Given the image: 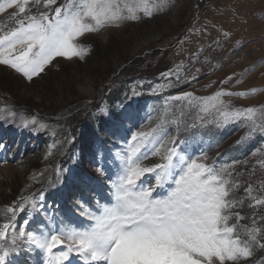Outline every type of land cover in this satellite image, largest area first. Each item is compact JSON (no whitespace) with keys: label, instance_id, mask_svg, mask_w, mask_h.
<instances>
[{"label":"rangeland","instance_id":"obj_1","mask_svg":"<svg viewBox=\"0 0 264 264\" xmlns=\"http://www.w3.org/2000/svg\"><path fill=\"white\" fill-rule=\"evenodd\" d=\"M29 8L26 14L48 11L42 4L33 7L32 0ZM17 12L16 7L0 12L5 31L16 26ZM138 15L137 20L85 33L77 41L88 49L83 59L56 57L31 81L0 64V225L7 220V207L17 206L21 197L30 199L17 214V230L46 231L59 221L74 225L85 209L97 208V202L103 204L99 199L111 196L109 176L114 177L130 135L160 125L165 148L184 130L182 154L198 149V162L228 166L229 179L239 185L229 196L242 201L232 209L245 217L239 223L251 226L255 218L264 226V206L249 207L253 202L245 191L251 185L254 195H264V134L250 132L245 119L206 116L201 122L197 109L170 99L185 92L198 98L218 91L249 93L224 95L219 107H253L259 118L264 110V0H170L150 18L142 11ZM140 94L146 95L142 104L130 106ZM91 115L98 125L88 132L81 126ZM73 135L84 140L76 152L70 147ZM97 142L110 150L105 152L104 176L96 172L92 155ZM69 152L73 155L60 162ZM160 162L150 155L143 164ZM143 179L154 184L153 174ZM66 212L73 214L68 222ZM235 222V217L229 221ZM238 234L246 239L242 229ZM7 251L10 264L44 260L37 255L40 250L24 240ZM241 264H264V249Z\"/></svg>","mask_w":264,"mask_h":264},{"label":"snow or ice","instance_id":"obj_2","mask_svg":"<svg viewBox=\"0 0 264 264\" xmlns=\"http://www.w3.org/2000/svg\"><path fill=\"white\" fill-rule=\"evenodd\" d=\"M169 2L157 0L150 8L151 0H61L53 9L57 0H32L33 7L42 4L48 11L26 14L31 13L30 0H8L0 3V12L16 7L14 16L20 18L7 31L0 26V64L31 81L56 57L83 59L88 49L77 41L85 33L137 20L141 11L150 18ZM248 94L218 91L211 97L198 98L185 92L170 99L197 109L201 122L206 116H218L222 121L245 119L250 132L264 134V110L258 118L253 107L232 111L227 106L223 110L219 107L224 95ZM126 143L114 177L109 176L110 202H97L96 211L83 212L93 222L88 227L67 224L25 232L17 230L14 222L30 198L21 197L17 206L7 207V220L0 225V264H5L7 248L15 247L17 240L28 241L39 249L43 264H71L72 253L80 254L85 264H241L255 250L264 249V226H258L255 218L251 226L242 225L239 222L245 217L232 211L242 201L229 199L239 185L229 179L228 166L217 168L182 154L174 146L175 139L170 141L172 147L165 148L160 125L132 133ZM106 151L110 150L103 142L93 145L100 176L106 174ZM150 155L161 162L145 166L143 161ZM146 174H153L154 184L143 179ZM87 180L82 178V182ZM158 189H166L165 194L154 196ZM245 191L253 202L249 207L264 206V195H254L251 185ZM233 217L236 222L230 224ZM238 229L243 230L246 239H240Z\"/></svg>","mask_w":264,"mask_h":264},{"label":"trees","instance_id":"obj_3","mask_svg":"<svg viewBox=\"0 0 264 264\" xmlns=\"http://www.w3.org/2000/svg\"><path fill=\"white\" fill-rule=\"evenodd\" d=\"M121 88H122V85H121V87H120V92H119V94L121 93ZM116 94H117V96L119 95V94H118V91H117ZM91 119H92V120H91ZM91 119L89 120L90 122L87 123V125H86V124L82 125V126H81V129L85 128V129L89 132V131L91 130L90 127H91L92 129H94V126L98 125V123L95 121V116L91 115ZM83 141H84V140H83ZM83 141H81V140H77V137H76L73 146H74V147H77V146L81 147L80 145H82ZM67 156H69V155H66V156L63 158L64 161H67V160H68ZM65 158H66V159H65Z\"/></svg>","mask_w":264,"mask_h":264},{"label":"bare ground","instance_id":"obj_4","mask_svg":"<svg viewBox=\"0 0 264 264\" xmlns=\"http://www.w3.org/2000/svg\"><path fill=\"white\" fill-rule=\"evenodd\" d=\"M86 88H87V91H89L91 88H92V85L91 84H89L88 86H86ZM11 137V136H10ZM27 162V161H26ZM99 201H101L100 199H99ZM108 202H110V200L109 201H107V202H103V204H105V203H108ZM87 210H89V211H96L97 210V208H89V209H87ZM63 222V221H62ZM61 221H59L58 222V224H57V227H60L61 225H64V223H62ZM65 222V221H64ZM68 222V221H67ZM91 223H93L91 220H89L88 219V217H87V221H86V227H88ZM69 260H70V262H71V264H78L77 263V259L73 256V253L71 254V256L69 257ZM9 262V259H7V257H6V263H8ZM83 264H85V262L83 263Z\"/></svg>","mask_w":264,"mask_h":264}]
</instances>
